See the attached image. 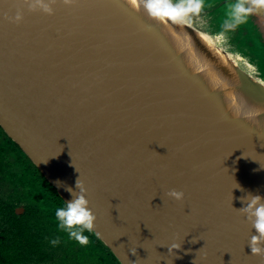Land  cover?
I'll return each mask as SVG.
<instances>
[{
  "label": "water",
  "instance_id": "obj_1",
  "mask_svg": "<svg viewBox=\"0 0 264 264\" xmlns=\"http://www.w3.org/2000/svg\"><path fill=\"white\" fill-rule=\"evenodd\" d=\"M61 4L56 0L48 15L23 0H0V128L6 136L64 202L71 198L65 186L78 190L77 179L83 182L96 217L92 232L119 264H264L248 248L253 230L237 210L244 193L234 188L264 195V150L247 157L198 150L194 144L210 135L187 132L184 118L183 131L170 125L164 112L178 118L173 103L150 94L154 90L137 78L119 92L106 77L101 52H112L116 62L115 53L118 66L131 70L124 54L75 5ZM17 10L21 19L14 22L9 18ZM72 18L91 24L92 48L73 37ZM246 22L255 30L254 57L246 63L255 73L263 63L254 77L264 84V9ZM85 61L99 72L83 74ZM170 189L182 191L183 199L167 196ZM172 242L180 247L168 251Z\"/></svg>",
  "mask_w": 264,
  "mask_h": 264
},
{
  "label": "bare ground",
  "instance_id": "obj_2",
  "mask_svg": "<svg viewBox=\"0 0 264 264\" xmlns=\"http://www.w3.org/2000/svg\"><path fill=\"white\" fill-rule=\"evenodd\" d=\"M72 4L97 24L110 46L124 54L123 64L137 73L138 85L153 89L166 104L173 103L175 114L188 120L187 132L210 135L194 144L198 150L243 157L264 150V84L242 73L233 56L215 48L205 33L165 15H149L144 0H74ZM61 6L67 7L63 2ZM53 11L54 7L50 14ZM97 72L93 63L85 61L83 74ZM126 100L121 104L127 105ZM143 108L147 106L139 110ZM175 132L170 134L173 138Z\"/></svg>",
  "mask_w": 264,
  "mask_h": 264
},
{
  "label": "rangeland",
  "instance_id": "obj_3",
  "mask_svg": "<svg viewBox=\"0 0 264 264\" xmlns=\"http://www.w3.org/2000/svg\"><path fill=\"white\" fill-rule=\"evenodd\" d=\"M222 1L224 0H213V1L212 0H201L202 4H201V10L199 11V13H195V14L189 13L186 16H182L179 18H173V20H176L177 22L179 21L181 24L189 25L197 29L198 31L205 33L208 37H210L212 44L216 48H219L220 50L225 51L229 53L231 56H233L237 66L241 69V71L246 72L247 74H250L253 76H257L256 73L260 72L259 70H261L260 67L262 68L263 63L259 65L256 63L259 70L255 67L258 70L255 73L254 70L246 63L247 58L251 60L254 57V53L252 52V49L244 47V45L243 47H241L240 43L234 40L238 38V36L248 37V40L249 39L252 40V45H253V34H254L253 32H255V30L246 21L237 25L235 28L224 29L223 27L224 22L228 18V13L230 11L231 5L230 4L221 5ZM171 2L172 3H187L188 0H171ZM234 2H236V0H234ZM217 6H219L217 9H213ZM85 14H86L85 12H81V16ZM68 27H70L68 29L72 33H75L77 35V36L74 35L73 37L77 39L80 43L84 41L88 44L90 48H92V45H95L89 42L90 41L89 23H86L80 19L72 18L68 20ZM84 30H86V32ZM221 31H225V34H226V40L222 42L216 39V35ZM241 53L245 54V58L239 57ZM114 56L117 57L115 53H114ZM95 57L97 59L99 58L98 52H95ZM101 57H102V68L107 70L109 73V76H106V77L111 79L113 83L118 84L119 92L127 91V89L131 88L130 86L136 84V83H131V82L132 80H135L137 78V73L133 72V70L126 69L124 67H119L118 64L116 63L118 58L116 59V62H115V60L112 58V52H101ZM253 66L255 65L253 64ZM128 70L130 71V73ZM120 73H122L123 76ZM128 75H129V79L127 78ZM260 78L262 79V81H264V76H260ZM134 92H137V90L135 89ZM149 93L154 94L152 90ZM156 105H158V103ZM166 109H169V108L167 107ZM171 113L175 114V110L172 111ZM164 116L167 118L169 117V119L168 120L166 119V120L170 121L169 123L170 125L176 126V127L178 126V128L181 129V131H183V128H184L183 119H179L178 117V118H173L174 120H172L171 117L173 116L168 112V110L167 112H164ZM159 117L162 118L161 116ZM0 141H1V137H0ZM0 162H1L0 164V200L1 201L5 200V202L7 203V206L10 207L9 208L10 210H12L13 206L15 207L19 206L20 208H23V211H21L20 214H17L21 216L27 213L25 217L24 215L22 216V218L24 217L23 222H30L32 219L33 221H35V218L37 217V215H32L31 210L45 211L47 207L43 204V202H36L37 201L36 200L35 206L37 209H35V207L33 206L34 203L32 204V202L34 201L32 194H29V193L24 194L23 195L24 197L22 198L20 194L27 192L28 188L26 185L19 184L16 176H20V173L14 170L10 161L7 160V158L5 159L4 154L2 155V158H0ZM8 174H11L12 177L6 178L5 176ZM1 176L4 177L5 181L2 182ZM11 180L14 181L16 184L14 185L16 192H17V194L15 195L12 193V186H10ZM25 207L28 208V210L26 209L27 212L24 209ZM32 207H34V209H31ZM38 218H40L39 220L41 222V225L42 223H44V225H42L45 231L44 232L45 234V237H44L45 249L44 250H45V253L48 254L50 260L48 259L45 260V258L41 257V254L38 252L37 254H33V255L26 257L19 264H112L111 259L109 255L107 254L106 249L103 248L102 244L98 243V241L96 242V240H93L90 234L85 233L89 237V242L85 245H81L75 239H70L66 232H63L62 230L57 228V222L55 219V215L48 217L46 214L44 215L40 214ZM6 226L7 224L5 223V220H3V222L0 221V230L2 229L5 230ZM54 238H59V242L55 245L50 243V241Z\"/></svg>",
  "mask_w": 264,
  "mask_h": 264
},
{
  "label": "clouds",
  "instance_id": "obj_4",
  "mask_svg": "<svg viewBox=\"0 0 264 264\" xmlns=\"http://www.w3.org/2000/svg\"><path fill=\"white\" fill-rule=\"evenodd\" d=\"M65 5H70L74 0H62ZM29 10L40 9L44 13L52 12V5L56 0H23ZM144 7L152 16L165 15L171 18H179L186 16L189 13H199L201 10V0H188L187 3H172L171 0H144ZM257 9H264V0H236L228 13V18L224 22V29H232L237 25L246 21L248 16ZM8 18V17H6ZM14 22L21 19L19 10L13 17H10ZM218 41L226 40L225 31H221L216 35ZM60 184L58 180L56 182ZM244 194L237 197L241 201V207L237 210L244 215L245 219L250 223L253 234L248 238V248L253 255L264 257V195L259 192H251L242 188L236 183ZM70 194V199L65 200L61 207L55 209V219L57 228L66 232L70 239H75L79 244L85 245L89 242L88 235L85 232H92L94 229L95 214L88 206L89 201L85 196L86 189L83 182L77 179L76 189L65 186ZM167 196L174 200L183 199L184 193L176 189H170L166 193ZM59 242V238H54L50 241L55 245ZM180 243L172 242L168 245V251L177 249ZM135 251V250H134Z\"/></svg>",
  "mask_w": 264,
  "mask_h": 264
},
{
  "label": "trees",
  "instance_id": "obj_5",
  "mask_svg": "<svg viewBox=\"0 0 264 264\" xmlns=\"http://www.w3.org/2000/svg\"><path fill=\"white\" fill-rule=\"evenodd\" d=\"M234 40L239 42L241 46L245 45L248 47L250 45L248 48H252L253 46L252 40H248V37L238 36ZM0 133L2 134L5 159L7 158L14 170L20 173V176H16L19 184L26 185L29 188V192H35L44 196L53 207L63 206L65 202L58 196L54 187L47 182L34 164L6 136L1 128ZM0 150H2L1 146ZM5 177H12V175L8 174ZM9 208L6 205L0 204V221L3 222L5 220L7 224L5 230H0V264H19L26 257L37 254L38 252L41 254V257H45V231L42 227L43 223L41 225L39 220L40 218H37L33 222L31 221V224H24L21 218L15 216ZM87 234H90L92 239L102 244L93 232H87Z\"/></svg>",
  "mask_w": 264,
  "mask_h": 264
},
{
  "label": "flooded vegetation",
  "instance_id": "obj_6",
  "mask_svg": "<svg viewBox=\"0 0 264 264\" xmlns=\"http://www.w3.org/2000/svg\"><path fill=\"white\" fill-rule=\"evenodd\" d=\"M2 130V129H1ZM2 136V134L0 133V137ZM0 146L2 147V150H0V158H2V155H3V141H2V137H1V141H0ZM0 164H1V162H0ZM3 176V175H2ZM1 176V177H2ZM3 181H5V179H4V177H2V182ZM9 184V183H8ZM14 185H16L15 184V182L14 181H10V186H12V193L15 195V194H17V192H16V189H15V186ZM28 188V187H27ZM27 193H29V194H32V196H33V199H34V201L32 202V204H33V206L35 207V209H37L36 208V206H35V201L36 202H43V204L47 207V209L45 210V211H40V210H31V213H32V215H37V217L35 218V220L40 216V214L41 215H44V214H46L48 217H50V216H52V215H54V213H55V209L57 208L56 206L55 207H53L52 206V204L50 205L49 203H48V200L44 197V196H41V195H39V194H37V193H35V192H29V188H28V190H27V192H24V193H22V194H20V196H22V198L24 197L23 195L24 194H27ZM9 196V195H8ZM0 204L1 205H6L7 206V203L5 202V200H0ZM9 205V204H8ZM8 207V206H7ZM34 207H32L31 209H34ZM58 207H60V206H58ZM9 208V207H8ZM25 209V211H26V209L28 210V208H24ZM21 211H23V208H20L19 206H13V208H12V212L14 213V215L15 216H17V217H19V218H22V216L24 215H17V214H20V212ZM27 212V211H26ZM30 213V212H29ZM26 214L27 213H25V215H24V217L26 216ZM23 217V218H24ZM23 218L21 219L22 220V223H24V224H28V223H32L31 221H33V219L30 221V222H23ZM43 225H44V223H43ZM86 234H87V232H85ZM45 237V236H44ZM94 240V239H93ZM97 242V241H96ZM99 243V242H98ZM101 244V243H100ZM102 247L103 248H105L106 249V251H107V254L109 255V257H110V259H111V262H112V264H118L117 263V261H116V259H115V257L112 255V253L109 251V249L108 248H106L104 245H102ZM46 254V253H45ZM45 258V260L46 259H48V260H50V258H49V256H48V254H46V256L44 257Z\"/></svg>",
  "mask_w": 264,
  "mask_h": 264
},
{
  "label": "crops",
  "instance_id": "obj_7",
  "mask_svg": "<svg viewBox=\"0 0 264 264\" xmlns=\"http://www.w3.org/2000/svg\"><path fill=\"white\" fill-rule=\"evenodd\" d=\"M214 9V8H213ZM212 10V9H211Z\"/></svg>",
  "mask_w": 264,
  "mask_h": 264
}]
</instances>
